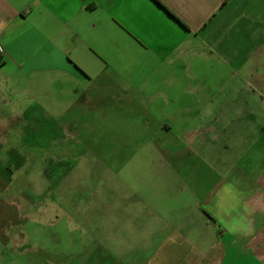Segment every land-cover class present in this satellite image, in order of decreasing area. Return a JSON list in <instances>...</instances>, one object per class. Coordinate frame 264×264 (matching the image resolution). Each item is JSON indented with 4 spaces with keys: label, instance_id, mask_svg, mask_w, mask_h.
I'll list each match as a JSON object with an SVG mask.
<instances>
[{
    "label": "rangeland",
    "instance_id": "1",
    "mask_svg": "<svg viewBox=\"0 0 264 264\" xmlns=\"http://www.w3.org/2000/svg\"><path fill=\"white\" fill-rule=\"evenodd\" d=\"M132 36L79 35L67 58L90 79L63 60L52 71L5 68L21 75L0 81V264L139 261L124 250L129 205L170 207L173 219L172 205L189 192L198 201L221 175L172 163L180 128L199 118L187 110L211 111L215 151L256 138L245 156L264 166V34L222 46L160 28Z\"/></svg>",
    "mask_w": 264,
    "mask_h": 264
},
{
    "label": "crops",
    "instance_id": "2",
    "mask_svg": "<svg viewBox=\"0 0 264 264\" xmlns=\"http://www.w3.org/2000/svg\"><path fill=\"white\" fill-rule=\"evenodd\" d=\"M52 26L60 28L54 36L47 32ZM159 28L205 44H234L247 35L264 34V0H0V81H16L21 75L6 73V67L52 71L62 60L67 73L90 79L67 58L66 49L76 51L79 35L124 34L132 39ZM183 113L199 118L180 128L185 145L173 141L181 148L167 155L181 173H221L220 178L198 201H191L189 192V202L172 205L178 211L173 219L170 207L130 204L127 209L135 218L125 221L130 231L124 235L125 253L139 259L132 264H264V166L245 156L256 138L227 139L215 151L209 142L218 138L217 128L207 116L208 107ZM227 125L221 128L224 136ZM15 151L21 167L25 159ZM255 153L253 159L260 160V151ZM147 211L155 212L151 219Z\"/></svg>",
    "mask_w": 264,
    "mask_h": 264
},
{
    "label": "trees",
    "instance_id": "3",
    "mask_svg": "<svg viewBox=\"0 0 264 264\" xmlns=\"http://www.w3.org/2000/svg\"><path fill=\"white\" fill-rule=\"evenodd\" d=\"M166 11L169 12L167 9H166ZM170 15H172L176 20H178L172 13H170Z\"/></svg>",
    "mask_w": 264,
    "mask_h": 264
}]
</instances>
